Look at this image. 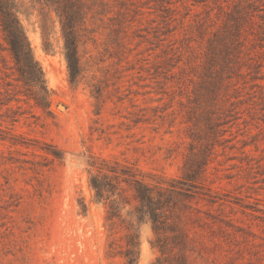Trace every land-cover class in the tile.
<instances>
[{
	"label": "rangeland",
	"instance_id": "rangeland-1",
	"mask_svg": "<svg viewBox=\"0 0 264 264\" xmlns=\"http://www.w3.org/2000/svg\"><path fill=\"white\" fill-rule=\"evenodd\" d=\"M0 6V264H264V0Z\"/></svg>",
	"mask_w": 264,
	"mask_h": 264
},
{
	"label": "trees",
	"instance_id": "trees-1",
	"mask_svg": "<svg viewBox=\"0 0 264 264\" xmlns=\"http://www.w3.org/2000/svg\"><path fill=\"white\" fill-rule=\"evenodd\" d=\"M0 26L6 43L5 49L15 62L22 79L34 85L41 92H47L43 73L31 57L27 37L13 8L6 10L0 6Z\"/></svg>",
	"mask_w": 264,
	"mask_h": 264
},
{
	"label": "water",
	"instance_id": "water-1",
	"mask_svg": "<svg viewBox=\"0 0 264 264\" xmlns=\"http://www.w3.org/2000/svg\"><path fill=\"white\" fill-rule=\"evenodd\" d=\"M61 108H63V107H61Z\"/></svg>",
	"mask_w": 264,
	"mask_h": 264
}]
</instances>
